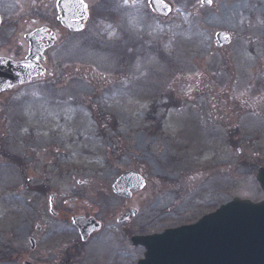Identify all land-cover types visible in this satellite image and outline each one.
I'll use <instances>...</instances> for the list:
<instances>
[{
    "label": "rangeland",
    "instance_id": "rangeland-1",
    "mask_svg": "<svg viewBox=\"0 0 264 264\" xmlns=\"http://www.w3.org/2000/svg\"><path fill=\"white\" fill-rule=\"evenodd\" d=\"M167 1L174 11L161 17L148 0H88L87 28L58 58V93L33 84L6 98L16 106L0 109V264H20L13 245L23 249L31 202L43 203L33 185H53L60 200L84 185L114 220L124 202L112 185L139 167L150 191L138 194L131 228L147 232L195 222L234 196L262 197L264 0ZM217 31L231 43L216 47Z\"/></svg>",
    "mask_w": 264,
    "mask_h": 264
},
{
    "label": "flooded vegetation",
    "instance_id": "flooded-vegetation-1",
    "mask_svg": "<svg viewBox=\"0 0 264 264\" xmlns=\"http://www.w3.org/2000/svg\"><path fill=\"white\" fill-rule=\"evenodd\" d=\"M58 1L0 0V58L13 62L34 58L32 70L37 72L42 69V73L32 83L58 77L63 71L61 69L66 67L65 59L59 62L58 58L66 57L68 37L79 40L81 35V32H72L61 23ZM36 132L34 129L31 134ZM130 169L136 170L139 167L131 166ZM30 188L43 203L35 210V203L31 202L30 215L25 218L31 226L24 238L26 242L23 249L18 242L13 245L14 259L20 264H108L115 261L119 264H136L144 255V247L133 246L131 241L134 234H149L145 225L137 227V231L131 228L136 216L143 212L140 211L137 196L144 190L131 194L129 198L118 196L112 191L118 200L124 202L118 208L120 215L113 220L102 218L100 205L91 204L84 198V185L75 188L74 196L63 200L53 191V185H33ZM146 188L150 191V185L147 184ZM133 211H137L136 216H132ZM74 216L93 217L99 222V228L82 237L72 223ZM59 223L68 225L72 230L70 238H67ZM116 226L119 229L116 230ZM133 250L137 251L134 253L138 257L135 263Z\"/></svg>",
    "mask_w": 264,
    "mask_h": 264
},
{
    "label": "water",
    "instance_id": "water-1",
    "mask_svg": "<svg viewBox=\"0 0 264 264\" xmlns=\"http://www.w3.org/2000/svg\"><path fill=\"white\" fill-rule=\"evenodd\" d=\"M150 5L161 14L169 11L161 0H150ZM216 38L218 45L230 41L223 32L217 33ZM0 81L17 82L16 77L1 73ZM130 176L131 173L126 174L117 181V193H124L122 183ZM258 178L264 190V169H260ZM74 221L84 234L93 227L92 219L78 217ZM132 240L147 248L139 264H264V202L255 204L235 198L195 225L167 230L162 235L134 236Z\"/></svg>",
    "mask_w": 264,
    "mask_h": 264
}]
</instances>
